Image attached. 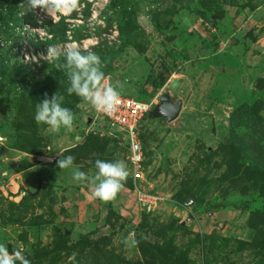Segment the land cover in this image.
I'll return each instance as SVG.
<instances>
[{
    "label": "rangeland",
    "instance_id": "1",
    "mask_svg": "<svg viewBox=\"0 0 264 264\" xmlns=\"http://www.w3.org/2000/svg\"><path fill=\"white\" fill-rule=\"evenodd\" d=\"M109 1L53 22L0 0V244L31 264H264V0H133L134 13ZM72 43L100 56L120 94L181 101L174 120L148 115L140 128L156 204L138 203L122 132L87 125L67 77L72 130L36 123L37 102L54 94L40 54ZM58 152L88 176L97 159L121 160L128 178L104 202L58 168Z\"/></svg>",
    "mask_w": 264,
    "mask_h": 264
},
{
    "label": "clouds",
    "instance_id": "2",
    "mask_svg": "<svg viewBox=\"0 0 264 264\" xmlns=\"http://www.w3.org/2000/svg\"><path fill=\"white\" fill-rule=\"evenodd\" d=\"M17 7L21 17L35 13L39 9L41 12L50 14L55 22L57 19L55 13L69 15L72 11L79 10V0H20ZM61 57H63V63L57 66L68 78V94H75L82 101L89 103L95 111L111 116L120 104L119 88L121 86L119 82L116 84L103 83L105 74L102 71L100 56L89 47L85 46L82 49L75 43L68 44L63 49L50 45L46 55L40 54V58L48 62L60 60ZM26 59L38 61L35 56L26 57ZM63 100L64 97L57 95L56 92L51 97L45 93L44 99L37 102L35 106L36 123L47 125L53 133L59 132L61 127L71 131L74 116L69 108L62 106ZM55 163L62 170L71 168L72 177L76 182L87 181L94 186L93 196L104 202H110L116 198L129 175L125 162L121 160L97 159L94 165L96 168L94 176H88L79 168L73 167L74 157L64 156L63 152L57 153ZM142 238L147 239V237ZM124 243L128 247H133L139 241L130 235ZM74 257L75 254L70 259ZM17 261L19 264H31L23 249H14L10 253L4 244H0V264H17Z\"/></svg>",
    "mask_w": 264,
    "mask_h": 264
},
{
    "label": "built area",
    "instance_id": "3",
    "mask_svg": "<svg viewBox=\"0 0 264 264\" xmlns=\"http://www.w3.org/2000/svg\"><path fill=\"white\" fill-rule=\"evenodd\" d=\"M103 83H110L107 78ZM155 102L145 101L126 94H120V104L111 115L95 111L92 106L85 102L83 110L91 111L93 122L96 119H104L106 126L122 132L126 142V161L133 182V192L138 203L151 206L157 203L160 196L153 193L144 184L147 183L146 158L140 138V128L144 116L154 107Z\"/></svg>",
    "mask_w": 264,
    "mask_h": 264
},
{
    "label": "trees",
    "instance_id": "4",
    "mask_svg": "<svg viewBox=\"0 0 264 264\" xmlns=\"http://www.w3.org/2000/svg\"><path fill=\"white\" fill-rule=\"evenodd\" d=\"M83 1L84 0H79V4ZM108 5L112 9H119L120 11L125 12V13H134L133 0H110ZM60 63H63V57H61L60 60H54L52 63L45 65V67L43 68L44 71L41 73L40 78H39L40 81L45 85V88H47V89L52 88L54 93L56 92L57 95L65 94V91H66L64 81H65V79H67V78H65L67 76L65 75L64 71H62L61 69L58 68L57 65ZM104 73H106V72H104ZM21 90H22V92H30L32 94H36V88L35 87L33 88V90H29L26 87H22ZM62 96L64 97V95H62ZM75 97H77V96L74 95V96H72L71 99H74L72 101L77 102L78 99L77 98L75 99ZM62 105L71 109L70 103L66 102L65 100H63ZM245 106H246L245 104L241 105L240 107L237 108V110L235 112H232L230 115L231 118L233 117V115L237 111H239L240 109H242ZM147 116H148V114H146L144 116V119H146Z\"/></svg>",
    "mask_w": 264,
    "mask_h": 264
},
{
    "label": "water",
    "instance_id": "5",
    "mask_svg": "<svg viewBox=\"0 0 264 264\" xmlns=\"http://www.w3.org/2000/svg\"><path fill=\"white\" fill-rule=\"evenodd\" d=\"M181 101L172 102L169 95L165 94L160 98V101L154 105V107L149 111L148 115L156 117H166L169 121L174 120L180 112ZM86 124H91L93 122V117L91 114L85 116Z\"/></svg>",
    "mask_w": 264,
    "mask_h": 264
},
{
    "label": "crops",
    "instance_id": "6",
    "mask_svg": "<svg viewBox=\"0 0 264 264\" xmlns=\"http://www.w3.org/2000/svg\"><path fill=\"white\" fill-rule=\"evenodd\" d=\"M173 81V79H170L169 81H168V83L166 84L167 85V87L169 88V84L171 83ZM177 81H178V79H177ZM170 90V89H169ZM171 91V90H170ZM177 91V90H176ZM171 92H175V91H171ZM168 95V94H167Z\"/></svg>",
    "mask_w": 264,
    "mask_h": 264
}]
</instances>
